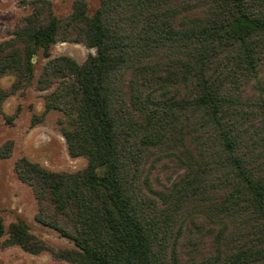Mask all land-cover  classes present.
Listing matches in <instances>:
<instances>
[{
  "label": "trees",
  "instance_id": "16d2710c",
  "mask_svg": "<svg viewBox=\"0 0 264 264\" xmlns=\"http://www.w3.org/2000/svg\"><path fill=\"white\" fill-rule=\"evenodd\" d=\"M20 2L30 11L0 41V103L46 91L32 123L59 110L87 165L19 156L36 220L73 246L1 213L0 246L69 264H264V0H74L64 16ZM59 42L95 51L79 62L53 55ZM13 150L7 139L0 158Z\"/></svg>",
  "mask_w": 264,
  "mask_h": 264
},
{
  "label": "rangeland",
  "instance_id": "374dc122",
  "mask_svg": "<svg viewBox=\"0 0 264 264\" xmlns=\"http://www.w3.org/2000/svg\"><path fill=\"white\" fill-rule=\"evenodd\" d=\"M73 1L52 0L55 12L60 16L67 15L72 11ZM87 1L90 11H94L100 3V0ZM29 11L30 8L20 0H0V41L11 36L19 20ZM94 51V48L70 42H59L52 48L53 55L68 54L79 62H83ZM45 61L42 58L38 62L37 74ZM12 79L11 76L3 78V84L10 85ZM44 93L46 91H38L32 85L24 92L10 96L3 104L0 103V145L7 139L14 141L12 156L0 158V213L7 226L17 215H21L31 224L32 231L48 242L57 246H73L71 240L36 220L37 202L33 190L18 178L14 170L16 159L23 155L52 170L73 171L87 165L85 157H72L69 154L66 139L57 125V118L61 114L59 110L50 111L42 122L32 123L33 114L39 115L44 110ZM18 109L19 116L9 123L6 114L12 115ZM48 261L69 264L53 260L48 252L35 255L18 245L0 246V264H43Z\"/></svg>",
  "mask_w": 264,
  "mask_h": 264
}]
</instances>
